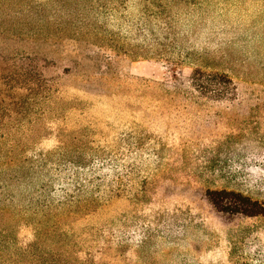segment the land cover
I'll return each mask as SVG.
<instances>
[{
  "label": "rangeland",
  "instance_id": "rangeland-1",
  "mask_svg": "<svg viewBox=\"0 0 264 264\" xmlns=\"http://www.w3.org/2000/svg\"><path fill=\"white\" fill-rule=\"evenodd\" d=\"M198 1L164 17L159 0H0V55L30 54L53 92L26 148L49 155L51 173L21 185L0 217L12 249L35 240L88 264H264V215L207 198L264 205V0ZM12 24L23 38L4 36ZM195 69L227 74L236 95L200 96ZM47 184L85 208L59 233L52 220L40 243L25 204Z\"/></svg>",
  "mask_w": 264,
  "mask_h": 264
},
{
  "label": "trees",
  "instance_id": "trees-1",
  "mask_svg": "<svg viewBox=\"0 0 264 264\" xmlns=\"http://www.w3.org/2000/svg\"><path fill=\"white\" fill-rule=\"evenodd\" d=\"M148 1L151 2V0ZM159 1H162L164 17H167L170 6L182 4L195 6L199 2L198 0ZM15 28L13 24L9 25L3 30L4 36L7 35L5 36L7 39L23 38L22 31L17 32ZM29 35L27 33V36ZM39 37L40 35L35 34L27 38L36 40ZM29 55L19 53L0 55V217L15 204L19 196L16 190L20 189L21 185L35 186L33 180L37 175L51 173L48 167L51 162L49 155L39 154L37 157H29L26 153V148L31 144L30 133L37 123L40 111L53 94L42 68ZM191 86L200 96L215 100L228 99L237 92V88L227 74L209 73L202 69L193 71ZM49 187L50 185L47 184L42 188H33L38 191L31 195L25 204V209L32 218L31 221L39 220L35 221L34 237L40 243L47 240L44 227L51 224L52 220L55 221L52 231L59 233L57 229L63 218L76 215L85 208V202L75 197H69L66 201H55L50 196ZM207 198L218 212L240 214L246 217L264 215L263 204L241 193L208 191ZM10 239L9 233L0 231L1 264H22L23 262L27 264H88L81 259L69 258L70 255L67 257L57 249L37 246V242L34 243L35 240L16 251L17 248L12 249L10 246Z\"/></svg>",
  "mask_w": 264,
  "mask_h": 264
}]
</instances>
